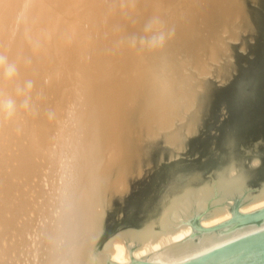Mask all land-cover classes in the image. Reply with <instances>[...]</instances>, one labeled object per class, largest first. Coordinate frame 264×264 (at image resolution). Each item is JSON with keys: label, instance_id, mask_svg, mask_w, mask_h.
Masks as SVG:
<instances>
[{"label": "bare ground", "instance_id": "bare-ground-1", "mask_svg": "<svg viewBox=\"0 0 264 264\" xmlns=\"http://www.w3.org/2000/svg\"><path fill=\"white\" fill-rule=\"evenodd\" d=\"M242 6L0 0V94L15 104L0 113V264H111L96 243L113 199L171 158L178 98L196 106L172 54L206 10L226 24ZM153 18L170 32L157 49L138 43Z\"/></svg>", "mask_w": 264, "mask_h": 264}, {"label": "water", "instance_id": "water-1", "mask_svg": "<svg viewBox=\"0 0 264 264\" xmlns=\"http://www.w3.org/2000/svg\"><path fill=\"white\" fill-rule=\"evenodd\" d=\"M193 84L188 149L131 181L97 238L111 264H264V0Z\"/></svg>", "mask_w": 264, "mask_h": 264}, {"label": "rangeland", "instance_id": "rangeland-1", "mask_svg": "<svg viewBox=\"0 0 264 264\" xmlns=\"http://www.w3.org/2000/svg\"><path fill=\"white\" fill-rule=\"evenodd\" d=\"M224 5L236 6L238 2L242 3L241 16L234 19L230 23L220 24L215 16L220 11L218 8L214 10H206L203 17L198 16L194 24L195 32L199 33L196 37L187 40V45L183 50L172 54L174 63L177 66V79L181 75V80L186 88H193V84L202 76L197 74L198 69L202 66L209 75L214 68L220 64L229 54V45L238 43L241 36L246 34L252 26L249 10L246 0H222ZM195 33V34H196ZM200 41V43L198 42ZM205 75V76H207ZM170 86V85H168ZM189 96L178 98L177 102L172 105L174 112V127L171 129L180 132L179 137L174 143H166L165 146L171 149L172 155L169 160L180 157L188 149L190 143V131L187 124V104ZM185 125L187 126L186 128ZM184 148V143H187ZM168 160V161H169ZM167 161V160H166ZM165 161V162H166Z\"/></svg>", "mask_w": 264, "mask_h": 264}, {"label": "clouds", "instance_id": "clouds-1", "mask_svg": "<svg viewBox=\"0 0 264 264\" xmlns=\"http://www.w3.org/2000/svg\"><path fill=\"white\" fill-rule=\"evenodd\" d=\"M146 36H141L138 40V43L142 47H148L151 49H157L164 45L166 40L170 36V32L163 30L161 22L158 18L151 19L144 28ZM133 44L137 43L136 39H133ZM3 66V60L0 58V67ZM4 75L6 77H11L14 75V69L12 67H7L4 69ZM14 101L0 94V113H3L5 116H9L14 111Z\"/></svg>", "mask_w": 264, "mask_h": 264}]
</instances>
